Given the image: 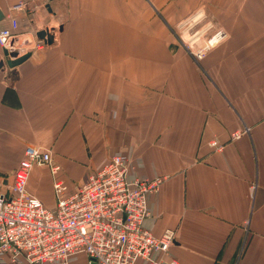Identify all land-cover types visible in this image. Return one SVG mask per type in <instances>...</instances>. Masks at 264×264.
<instances>
[{"label":"crops","instance_id":"0c3cea01","mask_svg":"<svg viewBox=\"0 0 264 264\" xmlns=\"http://www.w3.org/2000/svg\"><path fill=\"white\" fill-rule=\"evenodd\" d=\"M17 1L0 0V27L56 30L15 67L0 46V193L27 146L53 148L70 190L123 155L131 178H164L145 227L175 230L165 260L264 264V0H35L32 15ZM28 188L55 207L49 167Z\"/></svg>","mask_w":264,"mask_h":264},{"label":"built area","instance_id":"2783aa9c","mask_svg":"<svg viewBox=\"0 0 264 264\" xmlns=\"http://www.w3.org/2000/svg\"><path fill=\"white\" fill-rule=\"evenodd\" d=\"M42 5L35 0H18L12 9L32 15ZM17 30L18 21L10 16V24L0 27L2 49L21 56L30 51L28 44H43L38 39L22 40ZM223 37L219 30L202 48L188 51L200 61ZM34 167L50 168L54 208L28 188ZM58 171L53 148H25L8 192L0 193V260L8 255L15 263L70 264L73 257L84 254L87 264H179L176 258H164L175 243V230L167 227L155 234L145 227L152 213L150 195L164 178H131L123 155L112 156L72 190Z\"/></svg>","mask_w":264,"mask_h":264},{"label":"water","instance_id":"95a60500","mask_svg":"<svg viewBox=\"0 0 264 264\" xmlns=\"http://www.w3.org/2000/svg\"><path fill=\"white\" fill-rule=\"evenodd\" d=\"M46 7L48 8V10H51V5L50 2L46 3ZM5 17L4 12L2 11V9L0 8V21L3 20ZM60 30H62V26L59 27ZM55 28L54 27H47V28H42L36 31V37L39 40H42L44 44L47 45H52L55 41ZM3 53H4V57L6 58V63L10 66V67H15L19 64H21L23 61H25L27 58L30 57L31 55V51L21 55V56H16L15 53H9L6 49H3ZM4 61L0 62V65L3 64ZM96 264V263H93Z\"/></svg>","mask_w":264,"mask_h":264},{"label":"rangeland","instance_id":"374dc122","mask_svg":"<svg viewBox=\"0 0 264 264\" xmlns=\"http://www.w3.org/2000/svg\"><path fill=\"white\" fill-rule=\"evenodd\" d=\"M25 150V149H24ZM23 154H24V152H23Z\"/></svg>","mask_w":264,"mask_h":264}]
</instances>
